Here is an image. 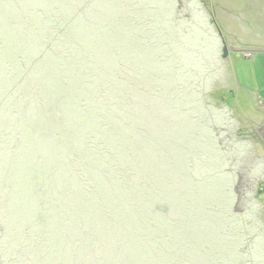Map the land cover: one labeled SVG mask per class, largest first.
<instances>
[{"label": "rangeland", "instance_id": "rangeland-1", "mask_svg": "<svg viewBox=\"0 0 264 264\" xmlns=\"http://www.w3.org/2000/svg\"><path fill=\"white\" fill-rule=\"evenodd\" d=\"M1 121L0 264H264V0H0Z\"/></svg>", "mask_w": 264, "mask_h": 264}, {"label": "trees", "instance_id": "trees-1", "mask_svg": "<svg viewBox=\"0 0 264 264\" xmlns=\"http://www.w3.org/2000/svg\"><path fill=\"white\" fill-rule=\"evenodd\" d=\"M13 79V78H12ZM16 80V79H15ZM13 81V86H14V84L16 85V84H18L19 82V79H17L16 81ZM63 82H65L66 84H72V82L71 81H63ZM64 83V84H65ZM1 85H3V80L1 81ZM14 88H11V89H8L7 91L5 90V92H4V95L6 96L9 92H11L12 90H13ZM1 98H3V97H1ZM83 101V100H82ZM82 101H80L78 104H77V106H76V110H75V112L76 113H78V114H80L81 115V113H82V110H84L85 112H88V110H96V113H97V115H100L99 114V112L97 111V109H96V107H95V104L94 105H92V106H89V105H85V106H83L82 105ZM99 120H101L102 118H98ZM76 122H79L78 120L76 121ZM102 122V121H101ZM100 122V123H101ZM103 123V122H102ZM103 124H105V125H107V126H109L110 127V123L106 120ZM0 125H2V126H0V133H3V132H1V131H3V129L4 128H6V126H5V124H4V122L3 121H1L0 122ZM103 126V125H102ZM6 130H7V128H6ZM112 134H113V131H112ZM84 135H86L85 133H84ZM7 136H9V137H12V138H16V139H18L19 140V137L17 136V134L16 133H13V131H11ZM86 137L84 136V139H85ZM89 140H91L92 141V138L91 139H89ZM85 144H86V146H87V148H88V150H92V151H94V152H96L97 153V150H99V148L100 147H102L101 145H102V142L100 141V140H96L95 142H86L85 141ZM10 146H11V148L13 149V148H15L16 146H13V143L11 142L10 143ZM68 149L69 150H73V146H69L68 147ZM102 150V149H101ZM104 153H106V152H104ZM13 154H16V152H14ZM11 155H12V153H11ZM17 155V154H16ZM16 162V158H11V162H9V165L10 164H14ZM50 166V168H44V169H42V171H39V170H37L33 175H32V178H30L29 177V179L31 180V182H33V184H35V187H36V194H37V197L38 198H43V199H48V198H50L51 200H55V197L53 196V195H55L54 194V190H50L49 189V187L50 188H53V187H55V181H56V179H58L59 180V178L57 177L56 179H54V177H53V175H52V177H50L49 176V174H48V177H47V179H46V181L48 180V183L47 184H45V182L44 183H42L41 182V179H39V173L40 172H44V171H47L48 173H54L55 171H56V169H55V163L54 164H50L49 165ZM76 167V166H75ZM32 169L34 170V168L32 167ZM76 170H77V167H76ZM39 180V182H37ZM47 186V187H46ZM49 193H51V195L49 194ZM64 194V192H60L59 193V195L60 196H64L63 195ZM69 197V195H68V193H66V198H68ZM8 197H6L5 198V195L3 194L2 196H0V201L1 202H3V203H5L6 202V200H8L7 199Z\"/></svg>", "mask_w": 264, "mask_h": 264}, {"label": "water", "instance_id": "water-1", "mask_svg": "<svg viewBox=\"0 0 264 264\" xmlns=\"http://www.w3.org/2000/svg\"><path fill=\"white\" fill-rule=\"evenodd\" d=\"M228 55V46L227 43L224 41V56L226 57Z\"/></svg>", "mask_w": 264, "mask_h": 264}, {"label": "built area", "instance_id": "built-area-1", "mask_svg": "<svg viewBox=\"0 0 264 264\" xmlns=\"http://www.w3.org/2000/svg\"><path fill=\"white\" fill-rule=\"evenodd\" d=\"M247 55H250V53H248Z\"/></svg>", "mask_w": 264, "mask_h": 264}]
</instances>
